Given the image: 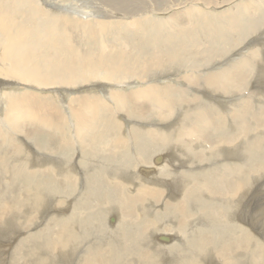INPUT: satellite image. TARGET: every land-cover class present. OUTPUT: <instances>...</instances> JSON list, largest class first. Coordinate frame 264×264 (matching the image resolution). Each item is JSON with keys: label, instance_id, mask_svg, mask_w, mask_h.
<instances>
[{"label": "bare ground", "instance_id": "1", "mask_svg": "<svg viewBox=\"0 0 264 264\" xmlns=\"http://www.w3.org/2000/svg\"><path fill=\"white\" fill-rule=\"evenodd\" d=\"M253 73L264 0H0V264H264ZM97 187L91 223L70 220Z\"/></svg>", "mask_w": 264, "mask_h": 264}, {"label": "rangeland", "instance_id": "2", "mask_svg": "<svg viewBox=\"0 0 264 264\" xmlns=\"http://www.w3.org/2000/svg\"><path fill=\"white\" fill-rule=\"evenodd\" d=\"M75 24H71V26L73 27V29L75 28V26H74ZM70 33H72V32H70ZM71 36H73L72 37V47H73V49H75V51H77V50H79V49H83V52L84 53H87L88 52V50L89 49H91L92 47H91V44L93 43V41L92 40H87V43H80V42H77L78 41V38L76 37V35H75V31H74V34L72 35L71 34ZM76 40V41H75ZM89 42V43H88ZM78 43V44H77ZM79 45V46H78ZM81 47V48H80ZM204 49V48H203ZM202 49V50H203ZM95 49H93V51H94ZM97 51L95 50V52L94 53H96ZM145 54H147V52H145ZM252 73V72H251ZM247 76V75H246ZM243 77H245V76H243ZM250 78V80H249V78ZM247 78H246V81H247V84H246V81H245V79L242 81V84L241 85H243L244 87H248V88H250V86L251 87H253V88H255L256 86L257 87H263L264 88V86H263V84H264V80H262L261 78H260V76L258 75V74H255L254 75V73L253 74H251L250 76H248ZM259 83H258V82ZM261 82V83H260ZM251 84V85H250ZM256 84V85H255ZM246 85V86H245ZM248 85V86H247ZM242 86V87H243ZM21 88V87H20ZM81 90V89H80ZM81 91H83V90H81ZM246 90H243L242 91V93L243 92H245ZM242 93H240V94H238V96L239 95H241ZM246 95L248 94V91H246V93H245ZM79 94H74V95H71L70 97H67V99L66 100H71V98L72 97H75V96H78ZM259 106H257V105ZM255 105H256V108H255ZM253 108H255L257 111H255V109H253ZM252 109L254 110H252L251 111V108L250 109H248L249 110V112H248V114H247V116H248V119H250V117L252 116V114L253 113H258V117L259 118H262V116L264 117V101L262 100L261 102H255V103H253L252 102ZM251 112V113H250ZM253 112V113H252ZM243 114H245V113H243ZM237 122H240V119L237 121ZM7 130H9V131H11L12 130V126L11 125H9L8 127H7ZM14 130H16L15 128H14ZM14 130H12L11 131V133L12 134H15V135H17V134H19L20 133V135H23L19 130H16V131H14ZM261 130H262V128H261ZM18 131V132H17ZM16 132H17V134H16ZM48 134V133H47ZM57 134H59L60 135V132L58 131L57 132ZM57 134H56V132H55V134H53V137H54V141H53V143H55L56 145L57 144H59L61 141H63V138L61 137V135L59 136H57ZM48 136H50L49 134H48ZM229 136H231V133H229V134H227V137H229ZM217 137V136H216ZM18 140H19V138H17ZM39 139V140H38ZM46 139H47V137L46 136H43L42 134H40L38 137H37V140L41 143V145H42V150L44 151V149L46 150H48V148H51V146L49 145V143L48 142H46ZM70 139H72V138H70L69 136H66V139L65 140H70ZM262 139H263V136L261 137V145H260V150H263L262 151V154H260V153H257L256 151V149H254V148H252V147H249L250 146V144L248 145V146H246L247 148H249V150H251V148H252V150H251V154H252V158H251V161L250 162H253L252 164H251V166L253 165H255L257 162L258 163H260V164H262L263 166H264V147L262 146ZM59 142V143H58ZM19 143V142H18ZM263 143H264V140H263ZM75 144H77V142L75 143ZM157 149H158V147H156ZM60 149V150H59ZM73 148L71 147V149H64V147L63 146H61V147H59L57 150H58V152H56V154L58 155V156H64V157H66V156H69L70 157V159H72L71 157H73V156H75V149H73ZM62 150H64V151H62ZM253 160V161H252ZM10 164V161H7L6 163H5V165L6 166H8ZM250 166V167H251ZM80 167V166H79ZM252 168V167H251ZM9 174V173H8ZM31 174H33V173H31ZM259 174H257V173H255V178H254V180L256 179H258L259 178ZM58 181H56L55 183H57V184H55V187L57 186L58 187V190H57V194H59V195H62L63 197H66V198H68V200L69 199H71V198H73L74 197V195L75 194H77V193H79L80 192V190H81V187H80V182H81V178H80V181H77V179H75V181H76V183H75V181L73 180H69V179H67L66 177H55ZM4 181H6V178H4ZM261 181L263 182V178L261 177ZM98 182V181H97ZM75 183V184H74ZM47 185H46V190L48 191V192H52L53 190L51 189L53 186H51V185H49L48 183H46ZM49 186V187H48ZM90 186L92 187V186H94V184H90ZM7 187V186H6ZM6 187H2V186H0V204H1V206H3V201L4 202H6V200H8V199H10V196H13V194H11L12 193V191H11V189H10V187L9 188H6ZM4 188H6V189H4ZM102 188H104V187H102ZM102 188L101 187H97V189L96 190H93V191H90V192H93V193H91L90 194V197L88 198V202L87 203H83V204H81V206H79L78 205V207H76L75 208V206L73 207V209L72 210H70V213L69 214H71V217L69 218L70 220H71V218H74V217H80V216H82V214L83 213H86V215H87V220H86V222L85 223H91V219H90V214L93 212V211H91L90 212V209H93L94 208V205H95V200H102V202H104L105 201V198L103 197V195H105V193L102 191ZM21 190H24L23 189V187L21 188ZM50 190V191H49ZM54 191H55V188H54ZM101 191V192H100ZM104 193V194H103ZM97 194V195H96ZM68 196V197H67ZM97 196V197H96ZM166 199V198H165ZM2 200V201H1ZM104 200V201H103ZM3 203V204H2ZM104 206V205H103ZM105 209H106V207L105 208H101L100 210H99V212L101 213V219H102V221L104 220V218H105ZM83 212V213H82ZM168 215H170V214H167V215H164V214H159V216H160V218H161V216H162V218H161V220H163L165 217H167ZM69 219H67L66 221H70ZM50 221H52V222H50ZM50 223H52V224H50L48 227H47V232L45 233V234H52V230L54 229V227H55V224H58V223H60L62 220H54V219H50ZM226 221V220H225ZM229 222V221H228ZM262 224H264V222H263V220H259V221H256L255 222V228H256V230H257V232L252 228V235L253 236H255L254 235V233H257V234H259L258 235V237H256L257 238V240L258 241H261V242H263L264 243V230L262 229ZM232 230L230 229H227V231H226V233H228V232H231ZM250 233V232H249ZM257 253V252H256Z\"/></svg>", "mask_w": 264, "mask_h": 264}]
</instances>
